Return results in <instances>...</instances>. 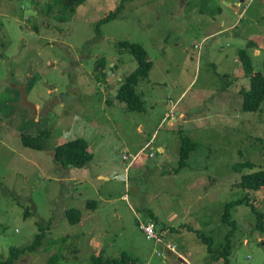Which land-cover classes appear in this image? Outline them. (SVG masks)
<instances>
[{
	"label": "rangeland",
	"instance_id": "374dc122",
	"mask_svg": "<svg viewBox=\"0 0 264 264\" xmlns=\"http://www.w3.org/2000/svg\"><path fill=\"white\" fill-rule=\"evenodd\" d=\"M47 1L0 0V259L42 225L40 245L13 264H90L99 250L136 264H222L199 236L221 250L232 230L223 204L246 196L229 208V262L264 264V227L250 205L264 214V186L236 184L264 166V105L241 109L250 82L238 58L246 49L264 74V0H84L72 13L48 12ZM118 40L142 44L153 63L136 85L142 110L115 97L138 67ZM45 129L44 148L21 141ZM74 138L87 141L92 158L56 163L54 146ZM184 140L192 146L179 166ZM68 207L81 210L78 222ZM151 219L159 240L144 232Z\"/></svg>",
	"mask_w": 264,
	"mask_h": 264
},
{
	"label": "trees",
	"instance_id": "16d2710c",
	"mask_svg": "<svg viewBox=\"0 0 264 264\" xmlns=\"http://www.w3.org/2000/svg\"><path fill=\"white\" fill-rule=\"evenodd\" d=\"M84 0H48L46 10L48 12L56 5H60L59 8L67 12H74L76 6L82 3ZM121 1L116 6V8L108 11L103 17L97 21V30L99 31V25L101 22L108 20L109 18L115 16L118 11H120ZM62 17V16H61ZM250 43V42H249ZM248 43V44H249ZM251 44V43H250ZM117 46L121 49L126 50L138 62V67L131 71L129 74L125 75L118 88L116 89V99L125 104V107L129 110H142L144 108V103L141 95L136 91V85L141 79H146L149 77V72L152 68V61L148 58V53L146 48L137 42H128V40H118ZM239 61L243 67V70L249 77V88L241 89L242 94V104L241 109L243 111H257L262 105H264V74L254 72L251 57L249 56L246 49L239 50L238 54ZM99 61V62H98ZM97 61L96 69L101 72L102 79L106 77V60L103 58ZM264 65V63H263ZM116 68V66H114ZM50 130H41L36 134V136H27V134H21V141L24 145L34 148L42 149L46 146V140L50 137ZM192 146V143L184 140L180 147V165L184 163L187 157L188 150ZM54 161L63 166L75 165L83 166L92 158V151L88 148L87 141L83 138H74L67 140L61 144L55 145L53 148ZM250 165L252 163L245 160L242 165ZM237 186L247 189L258 190L260 187L264 186V166L257 169L246 171L240 174V178L236 182ZM246 196H242L235 200L226 201L223 204L222 219L229 221L232 224V230L234 228V219L230 218L229 208L234 202H239L242 200L249 201ZM252 210L256 212V225L258 227H264V214L261 210H257L255 204L250 202ZM65 215L70 222H78L81 217V210L77 207H68L65 209ZM40 232L34 234L32 240L28 245L24 247L11 246L9 248V253L7 257L0 259V264H13V262L18 258V256L28 250H34L38 245H40L41 240L44 237V230L42 225H38ZM228 231L224 235V243L222 244V249L216 251L212 248L211 238L209 236L200 235L201 240L206 243L208 254L212 259H222V264H230L229 262V234ZM65 237V236H64ZM66 238H62L65 241ZM50 257V261H52ZM136 264V259L132 258L129 254L122 253L118 258H105L101 250L97 251L95 254L91 255L90 264Z\"/></svg>",
	"mask_w": 264,
	"mask_h": 264
},
{
	"label": "built area",
	"instance_id": "2783aa9c",
	"mask_svg": "<svg viewBox=\"0 0 264 264\" xmlns=\"http://www.w3.org/2000/svg\"><path fill=\"white\" fill-rule=\"evenodd\" d=\"M197 47H200V44L197 45ZM142 153H143V151H140L139 153L132 155V158H131V159L137 158V157L140 156ZM150 154L152 155L153 153L151 152ZM122 157H123V158H127V155H124V154H123ZM143 228H144V232H145V234H146V237H147L148 239L156 238V239L159 240V237H160V235H161V232H160V233L158 232L154 220L151 219V220H149L148 222L143 223ZM160 238H161V237H160ZM168 244H169L168 247H167V244L165 245L167 249H168V248L172 249V246H171V245H175V244H171V243H168ZM161 249H162L161 253L164 254V246L161 247Z\"/></svg>",
	"mask_w": 264,
	"mask_h": 264
},
{
	"label": "crops",
	"instance_id": "0c3cea01",
	"mask_svg": "<svg viewBox=\"0 0 264 264\" xmlns=\"http://www.w3.org/2000/svg\"><path fill=\"white\" fill-rule=\"evenodd\" d=\"M225 4H228V5H231V2L229 1V2H225ZM233 7H234V11L238 8V4L237 3H235V5H233ZM241 12V11H240ZM239 12V13H240ZM232 24H233V22L232 23H229V24H226L225 26H224V29H226V28H230L231 26H232ZM120 73L122 72V71H119ZM159 150L160 151H163L164 150V147L163 146H159ZM139 153V152H138ZM137 154V153H136ZM139 157V156H138ZM135 160V159H134ZM181 257L184 259V260H186V262H187V259L183 256V255H181ZM188 263V262H187Z\"/></svg>",
	"mask_w": 264,
	"mask_h": 264
},
{
	"label": "water",
	"instance_id": "95a60500",
	"mask_svg": "<svg viewBox=\"0 0 264 264\" xmlns=\"http://www.w3.org/2000/svg\"><path fill=\"white\" fill-rule=\"evenodd\" d=\"M224 2H225V1H224ZM22 99L25 100V94H24V93L22 94ZM27 105H29L30 108H31V110L34 111V107H33V105L31 106V104H29V103H28ZM34 113H35V111H34ZM172 257L175 258L176 256L173 255ZM178 260H180V261L183 262V263H187L186 260H184V259L181 258V257H178Z\"/></svg>",
	"mask_w": 264,
	"mask_h": 264
}]
</instances>
